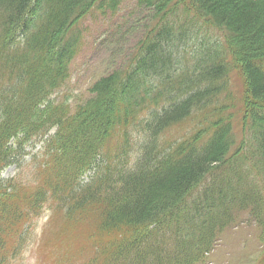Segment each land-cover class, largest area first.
I'll list each match as a JSON object with an SVG mask.
<instances>
[{
    "label": "trees",
    "instance_id": "trees-1",
    "mask_svg": "<svg viewBox=\"0 0 264 264\" xmlns=\"http://www.w3.org/2000/svg\"><path fill=\"white\" fill-rule=\"evenodd\" d=\"M124 1L0 0V264L20 255L26 221L53 198L66 203L69 222L98 220L94 230L111 241H99L103 264H196L234 208L251 206L264 227V0H136L155 23L127 68L96 81L74 113L53 103L83 20ZM175 15L186 19L173 23ZM198 19L223 30L227 57L190 49L185 26ZM230 65L246 82L238 114L229 110ZM189 119L190 136L161 141ZM236 123L250 138L235 145ZM36 143L51 179L26 194L1 174L23 166Z\"/></svg>",
    "mask_w": 264,
    "mask_h": 264
},
{
    "label": "rangeland",
    "instance_id": "rangeland-1",
    "mask_svg": "<svg viewBox=\"0 0 264 264\" xmlns=\"http://www.w3.org/2000/svg\"><path fill=\"white\" fill-rule=\"evenodd\" d=\"M38 12L36 10L37 14ZM153 14L152 9L139 7L136 0H126L116 13L95 12L88 15L79 27L83 29L81 48L70 64L69 78L49 96V100L56 104L66 102L74 113L79 105L92 97L90 89L96 81L127 68L133 56L137 55V48L149 27L155 23L152 21ZM170 19L173 23H179L186 18L175 15ZM202 20L187 22L185 26L186 30L189 29L190 37L187 42L190 49H212L216 53H225L227 57L223 30L216 25L205 24ZM30 21L33 24L36 18L32 17ZM230 67L228 87L236 99L237 109L235 107L229 110L237 113L246 82L240 71L233 69L234 65ZM125 89H128L127 85ZM194 126L193 120H186L173 126L159 138L165 143L183 140L191 135ZM244 135L241 125L236 123L235 145L244 138H250ZM41 150L42 143H36L34 148L28 147L24 165L20 168L10 165L1 177H16L22 193H34L44 185L46 179H51L42 166L45 160L48 165L52 164L49 162L50 157L39 153ZM248 168L249 165L241 163L236 166L240 176L246 178L249 185L253 184L259 189V177L248 171ZM52 183H57L56 178H53ZM250 207L230 211L227 226L213 242L210 252L196 264H264V227L260 226ZM66 209V203L63 205L57 198L42 204L40 217L26 221L28 230L25 243L21 245L20 255L12 258L9 264H103L98 254L99 241L107 243L110 236L101 235L94 230L98 220L91 222L88 218H75L73 222H69Z\"/></svg>",
    "mask_w": 264,
    "mask_h": 264
},
{
    "label": "bare ground",
    "instance_id": "bare-ground-1",
    "mask_svg": "<svg viewBox=\"0 0 264 264\" xmlns=\"http://www.w3.org/2000/svg\"><path fill=\"white\" fill-rule=\"evenodd\" d=\"M150 28V27H149ZM171 127V126H170Z\"/></svg>",
    "mask_w": 264,
    "mask_h": 264
}]
</instances>
